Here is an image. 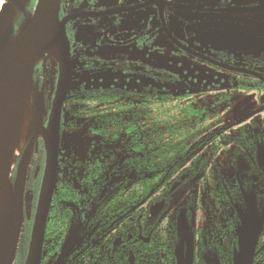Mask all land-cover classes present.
I'll list each match as a JSON object with an SVG mask.
<instances>
[{"label":"trees","instance_id":"obj_1","mask_svg":"<svg viewBox=\"0 0 264 264\" xmlns=\"http://www.w3.org/2000/svg\"><path fill=\"white\" fill-rule=\"evenodd\" d=\"M31 2L27 0L25 4H18L15 15L5 20L4 26L13 25L12 31L5 33L7 41L19 33L25 17L31 15L25 10L26 4ZM2 39L0 32V42ZM84 66L86 69L79 70L81 77L75 80L78 83L68 91L59 123V179L42 239L39 264H57L70 244V252L64 260L66 264H72L75 242L71 238L74 234L76 236V228L70 217L76 212L73 206L79 207L81 201L88 199L112 201L104 204V208L110 209L132 208L141 200L164 201L159 214L163 219L159 221L165 227L158 230L159 238L172 232L174 264H179V254L184 257L182 243L186 235L196 236L201 232L207 233L203 235L206 252L214 250L221 264H234L239 238L236 229L243 217V213L239 215L237 212L236 205L245 206L254 200V204L259 205L257 208L262 209L260 201H264V159L259 156L264 148V115L261 114L264 110L249 122L242 121L241 125L225 119L234 97L250 92L248 85H234L232 81L227 89L208 97L203 94L204 100L198 101L193 93L176 94L166 88L145 86L138 90L115 84H92L89 80L96 77L87 69L93 65ZM59 75L60 63L50 54H46L34 67L31 104L36 120L26 135L23 151L33 144L34 124L41 119L35 94L42 96L47 111V118L39 128L43 130ZM262 85L264 89V83ZM240 89L249 91L240 93ZM78 119L88 123L90 134L99 136L102 151L89 152L85 160L68 165L63 161L62 137L63 133H72L80 128ZM37 133L40 135L36 144L39 149L29 156L32 161L25 177L24 221L14 264H18L20 258L24 260L23 264L26 263L43 187L44 145L42 135L39 131ZM97 144L95 141L94 145ZM246 152L251 155H246ZM21 159L20 156L17 158L9 178L13 198ZM223 160H227L226 165L231 162V167L221 166ZM239 162L246 163V166H239ZM117 201L126 203L118 204ZM201 211L210 213L199 215ZM148 213L154 214L151 210ZM121 214L133 217L136 213L123 211ZM122 222L129 225L127 229L130 231L135 229V220ZM159 244H155L159 256L167 254ZM203 260L202 264H207L205 256ZM164 264H167L166 260ZM252 264H264V229L258 234Z\"/></svg>","mask_w":264,"mask_h":264},{"label":"flooded vegetation","instance_id":"obj_2","mask_svg":"<svg viewBox=\"0 0 264 264\" xmlns=\"http://www.w3.org/2000/svg\"><path fill=\"white\" fill-rule=\"evenodd\" d=\"M26 1L13 0L12 12L8 17L14 16L18 11V4H25ZM39 2L40 0H32L29 5L26 4V13L33 17ZM259 7L262 10L253 13H236L234 11ZM45 12L50 25L62 31L65 43L69 46V60H71L72 67L71 88L72 80L81 77L79 70L86 69L85 64L93 65L91 69H87L88 72H93V77L102 80L105 77L104 73L116 72L117 70L113 68H116L120 63L126 61L137 63L141 60V56L154 49L163 55L171 53L188 56L195 62L201 61L215 68H221L197 56L200 54L218 62L216 57L207 51V48L212 49V43L205 42V40L208 37L215 41L218 40L222 37L221 34L225 35L226 29L229 27L250 26L248 22L254 20L255 13H264V0H57L53 1L51 5L48 4ZM235 17L244 22H237ZM242 29L247 30L246 28ZM233 39L237 41L238 34L233 35ZM161 40H163V44L157 45V41L161 42ZM241 50L245 52L244 49ZM232 58L239 63L237 66L234 65L236 68L264 76V56L242 53L240 56ZM228 71L235 77L232 84L243 83L248 85L250 91H264L262 87L264 82L260 78L251 74ZM239 91L240 93L248 92L246 89ZM42 137L44 145V135ZM56 152L58 154V146ZM245 154L251 155L250 152ZM45 155L44 145L43 156L46 161ZM260 157L264 159V155ZM31 161L30 157L29 164ZM58 175L59 171L56 175L59 179ZM111 202L103 199H88L81 201L79 207L73 206L76 212L70 218L76 228V236L74 234L71 238L75 242L72 264H159V261L164 264L165 260L167 264H174V236L171 234L172 232H163L167 236L163 234V237L159 238L158 230L165 227L164 223L159 221L163 219L159 215L163 208L159 212H155V207L161 203L141 200L132 208L127 206L104 208ZM260 202L264 204V201ZM116 203L126 202L117 201ZM150 210L154 214H149ZM123 211L136 214L133 217L132 215L127 217L125 214L119 215ZM127 219L135 220L133 231L127 229L129 225L122 222ZM220 232H222L221 229ZM206 234V232H201L196 236L186 235L185 241L182 243L185 253L184 257L179 254V264H196L197 262H199L197 264H202L206 255V238L203 235ZM189 237L193 246L191 261L186 258V242ZM157 242L163 246L162 248L167 254L159 256L158 248L155 245ZM71 246L70 244L68 247Z\"/></svg>","mask_w":264,"mask_h":264},{"label":"rangeland","instance_id":"obj_3","mask_svg":"<svg viewBox=\"0 0 264 264\" xmlns=\"http://www.w3.org/2000/svg\"><path fill=\"white\" fill-rule=\"evenodd\" d=\"M12 6L13 0H0V32L3 34L4 39L2 40L5 41L0 42V47H2L4 43H7V39L4 37L5 33L7 32L8 34L13 28L12 25L10 27L4 26L5 20L12 12ZM254 17V20L248 22V25L256 29L264 30V13H255ZM31 18L32 15L25 19L23 25L29 23V19ZM235 20L237 22H244L238 17H235ZM236 34H238L237 41L233 39V35ZM221 36L222 37L218 38V40L216 39V41L212 40L211 37H208L205 42L210 41L212 43V49L207 48V51L210 55L216 57L217 61L222 64L236 67L239 63L232 57L240 56L242 53L252 54L253 56H264V34L254 33L238 27H229L226 29L225 35L221 34ZM157 43V45H161L163 44V40H161V42L157 41ZM241 49H244L245 52ZM45 55L38 58L36 62L38 63V61L45 58ZM141 57V60L137 63L131 61L120 63L116 68H113L117 70L116 72L109 71L106 74L104 73L105 77L102 80L96 77L95 79L89 80V82L96 85L115 84L120 87L138 90H142L145 86H153L164 89L166 88L176 94H187V92H190L194 94L193 96H195L198 101H202L204 98L201 95L204 94L205 97H208L212 93L223 91L227 89L230 86V83L235 79L233 73H230V71H227L224 68H215L201 61L195 62L188 56H178L171 53L163 55L154 49L153 51H150V53ZM23 65L24 59L20 62V68L14 82L18 79L20 72L23 71ZM31 73L33 78L34 70ZM77 83V81L72 80L71 87L75 86ZM11 86L12 85H10V88ZM35 97V104L40 109L41 119L34 124L35 134H33V144L28 146L26 152L23 151L22 145H24L26 141L25 139L20 146V150L16 153V160L13 167H15L19 156L22 157L26 153L32 156L39 149V147L36 146L37 141L40 138V135L37 132L41 131L39 128L47 118V111L42 96L39 93H36ZM32 98L33 94L31 99ZM230 105L231 108L228 114L226 113L225 115L226 121H232L234 125H241L242 121L249 122L258 115L259 111L264 110V91L260 92L258 90H251L244 95L239 94L234 97L233 102ZM261 114L264 115V111L261 112ZM33 122H31V124H33ZM77 123H80V128L78 130L72 133L65 132L62 137L61 150L63 161L68 165L75 164L78 160H85L90 155L88 154L89 152L95 154L96 152L102 151V145L99 143V136H93L89 133L88 123L83 119H78ZM30 127L31 125L29 126V130ZM40 134L43 136L44 131L42 130V133L40 132ZM95 141H98L97 145H94ZM222 164L226 165L227 160H223L221 166ZM241 165L242 167H245L246 163L242 164L239 162V166ZM228 167H231V162L230 165H226V168ZM22 206L23 201L19 207V210L21 211L19 219L20 230L24 221V211ZM261 206H263L262 209H258L257 207H259V205L257 206L254 204V200L245 206L244 204L236 205L237 212L239 215L243 213V217L241 219L242 223L236 229L239 238L234 251V264H252L258 234L261 229H264V204L261 203ZM250 207L251 210H249ZM209 213L210 211H201L199 215H207ZM13 215L14 213L12 212V216ZM11 222L13 223V221ZM205 253L207 264H221L218 255L214 250ZM23 261L24 260L20 258L17 262L18 264H23ZM14 262L15 259L12 264H14Z\"/></svg>","mask_w":264,"mask_h":264},{"label":"bare ground","instance_id":"obj_4","mask_svg":"<svg viewBox=\"0 0 264 264\" xmlns=\"http://www.w3.org/2000/svg\"><path fill=\"white\" fill-rule=\"evenodd\" d=\"M30 25L26 23L19 30L13 40L7 41L0 47V248L9 243L8 264H12L20 238V227L13 233L9 231L10 207L12 194L10 175L16 160V153L26 139L31 122L35 118L31 104L33 94L32 71L24 74L20 72L15 81L20 62L24 58ZM65 37L62 31L51 29L45 31L39 40L35 54L38 58L45 54L55 56L63 63L65 57ZM14 82V83H13ZM12 83V84H11ZM10 85L11 88H10ZM54 145L57 151L58 131L54 133ZM44 197L42 192L41 201ZM43 236L38 237L34 264H39L42 254Z\"/></svg>","mask_w":264,"mask_h":264},{"label":"water","instance_id":"obj_5","mask_svg":"<svg viewBox=\"0 0 264 264\" xmlns=\"http://www.w3.org/2000/svg\"><path fill=\"white\" fill-rule=\"evenodd\" d=\"M53 1L57 0H40L37 11L35 15L29 19V25H30V34L26 46V50L24 51V65H23V71L22 73L27 74L30 71L34 70V66L37 63L36 61L38 60V57L35 54L36 46L39 42V40L42 38L43 34L45 31L51 30V29H58L54 28V26L50 25L48 19H46V6L48 4L51 5ZM262 8H246V9H236L234 10L236 13H253V12H259L261 11ZM221 23V22H218ZM23 26V25H22ZM238 27L241 28H246L247 30L259 34H264V30L262 29H256L254 27L250 26H245V25H239ZM59 30V29H58ZM18 35H16L14 38H16ZM13 38V39H14ZM11 39V40H13ZM10 41V40H9ZM7 42V41H6ZM66 45V51H65V57L63 63L59 61L61 64L60 68V77H59V84L57 91L55 93L54 99L51 106V110L49 113V118H48V123L47 126L43 129L44 131V145H45V152H46V161H45V169H44V180H43V187L42 192L44 191V197L43 200L41 201L40 198V203L38 212H37V217L35 218V224L32 229V234H31V239L30 244H29V250L28 251V256L25 264H34L35 261V252L38 244V237L40 234L44 237V232L46 228V223H47V218L49 215L50 207L52 204V198L56 186V181H57V172H58V162H57V152L55 150V145H54V133L56 130L58 131L59 129V123L61 120L62 112H63V107H64V102L66 99V96L68 94L67 91H69L70 84H71V76H72V67H71V60L70 59V51L69 46L67 43ZM198 57H200L203 60H206L210 62V64H214L218 67L224 68L231 71L235 72H241V73H246V74H251L254 75L258 78H260L264 82V76H262L259 73L251 72L245 69H240L236 68L233 66H228L224 65L222 63L216 62L213 59H210L208 57L202 56L200 54H197ZM58 61V59H57ZM21 74V73H20ZM36 120V116H35ZM34 120V121H35ZM42 133V130L39 131ZM264 155V148L260 150V156L263 157ZM30 154L26 153L24 156H22V160L19 164L16 179L14 182L13 186V194L14 198L12 195V202H11V207H10V224H9V231L10 233H13L16 228H19L20 224V215L21 211L19 210V206L22 203L24 199V193H25V184H26V178L27 177V170H28V165H29V159H30ZM11 188V185H10ZM41 192V196H42ZM12 194V192H11ZM164 206V201L161 202L160 205H156L155 207V212H159ZM12 212L14 215L12 216ZM13 221V223L11 222ZM187 260L191 261L192 258V240L189 237L187 239ZM70 247H67L64 249L62 252L61 256L58 259L57 264H65V258L68 254ZM9 243H5L1 248H0V264H8L7 260L9 257Z\"/></svg>","mask_w":264,"mask_h":264}]
</instances>
